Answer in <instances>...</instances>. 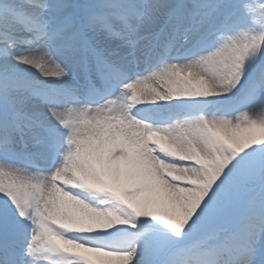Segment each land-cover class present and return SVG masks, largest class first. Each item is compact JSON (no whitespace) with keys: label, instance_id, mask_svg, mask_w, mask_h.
Instances as JSON below:
<instances>
[{"label":"snow or ice","instance_id":"6c2138e0","mask_svg":"<svg viewBox=\"0 0 264 264\" xmlns=\"http://www.w3.org/2000/svg\"><path fill=\"white\" fill-rule=\"evenodd\" d=\"M0 264H264V0H0Z\"/></svg>","mask_w":264,"mask_h":264}]
</instances>
